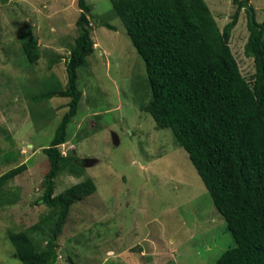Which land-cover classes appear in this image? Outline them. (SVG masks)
<instances>
[{
    "label": "rangeland",
    "instance_id": "rangeland-1",
    "mask_svg": "<svg viewBox=\"0 0 264 264\" xmlns=\"http://www.w3.org/2000/svg\"><path fill=\"white\" fill-rule=\"evenodd\" d=\"M204 1L222 30L235 11L232 0ZM86 3L94 50L77 70L81 98L59 146L66 164L54 180V196L85 179L96 191L70 208L55 264H214L234 246L226 224L171 131L156 130L142 110L151 95L144 63L109 0ZM249 4L263 23L264 0ZM78 16L77 0H0V175L27 167L0 186V264H21L10 233L26 231L38 249L49 236L43 220L53 210L36 205L48 170L42 150L69 100L32 99L49 77L65 85ZM246 24L241 10L229 47L249 82L254 65L244 55ZM26 41L37 43L35 63L23 53ZM84 159L94 163L85 166Z\"/></svg>",
    "mask_w": 264,
    "mask_h": 264
},
{
    "label": "trees",
    "instance_id": "trees-1",
    "mask_svg": "<svg viewBox=\"0 0 264 264\" xmlns=\"http://www.w3.org/2000/svg\"><path fill=\"white\" fill-rule=\"evenodd\" d=\"M86 1L77 0L78 34L65 61V85L49 77L45 91L32 99L35 103L55 97L69 101L49 146L42 150L48 170L36 205L53 210L43 220L49 224L44 247L38 249L26 231L8 235L21 264H55L57 239L70 208L96 191L94 182L85 179L54 196V180L66 164L59 146L66 142L67 127L81 98L77 70L94 50ZM109 2L144 63L151 95L142 110L150 115L156 130L169 129L187 153L233 239L234 246L214 264H264V22L256 21L249 0H232L236 8L222 30L204 0ZM241 10L247 15L244 55L254 65L249 82L229 47ZM21 47L29 63L39 59L35 41ZM26 168L21 164L2 174L0 186Z\"/></svg>",
    "mask_w": 264,
    "mask_h": 264
},
{
    "label": "water",
    "instance_id": "water-1",
    "mask_svg": "<svg viewBox=\"0 0 264 264\" xmlns=\"http://www.w3.org/2000/svg\"><path fill=\"white\" fill-rule=\"evenodd\" d=\"M113 141H114V143L116 144L117 139L114 137V138H113ZM83 163H84L85 166H90V165H92V164L94 163V161L91 160V159H84V160H83Z\"/></svg>",
    "mask_w": 264,
    "mask_h": 264
},
{
    "label": "crops",
    "instance_id": "crops-1",
    "mask_svg": "<svg viewBox=\"0 0 264 264\" xmlns=\"http://www.w3.org/2000/svg\"><path fill=\"white\" fill-rule=\"evenodd\" d=\"M0 176H1V175H0ZM143 254H144L143 251H141V252H140V256H143Z\"/></svg>",
    "mask_w": 264,
    "mask_h": 264
}]
</instances>
